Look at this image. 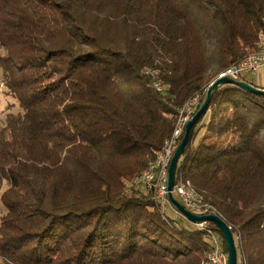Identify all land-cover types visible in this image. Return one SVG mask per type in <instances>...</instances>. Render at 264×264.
Instances as JSON below:
<instances>
[{
    "label": "trees",
    "instance_id": "16d2710c",
    "mask_svg": "<svg viewBox=\"0 0 264 264\" xmlns=\"http://www.w3.org/2000/svg\"><path fill=\"white\" fill-rule=\"evenodd\" d=\"M261 33L264 0H0V68L21 107L0 127L2 262L205 264L219 228L178 223L137 183L179 109ZM181 181L231 226L241 264H264V96L215 90Z\"/></svg>",
    "mask_w": 264,
    "mask_h": 264
},
{
    "label": "built area",
    "instance_id": "2783aa9c",
    "mask_svg": "<svg viewBox=\"0 0 264 264\" xmlns=\"http://www.w3.org/2000/svg\"><path fill=\"white\" fill-rule=\"evenodd\" d=\"M264 72V48L255 49L251 52V56H245L241 60L235 63V68H233L232 73L228 77L241 80L246 77L249 73H260ZM162 87L159 86V90ZM202 96L192 97L188 108H180L178 113L177 122L175 125V130L171 135V144L167 149H163V153H155V158L151 161L147 167V173L144 175L142 182L137 183L142 184L155 193V198L159 200V205L162 210L166 209L167 204H171L168 198V180H169V166L172 157L181 142L182 135L185 132L186 124L192 115L196 112L200 106ZM154 163H162V167H165V177L164 178H153ZM173 195L179 196L181 198L180 202L185 205V207L197 214H207L212 213L208 210L205 203L202 202L200 196L195 192L186 191L185 187H177L175 183L173 189ZM172 205V204H171ZM173 206V205H172ZM174 207V206H173ZM175 208V207H174ZM176 209V208H175ZM178 212V211H177ZM179 213V212H178ZM205 223L195 224L196 226L203 227ZM212 234L213 232L210 231ZM213 235V234H212ZM211 242L213 244V257H215V264H226V256L219 251L217 245V240L214 236H210Z\"/></svg>",
    "mask_w": 264,
    "mask_h": 264
},
{
    "label": "water",
    "instance_id": "95a60500",
    "mask_svg": "<svg viewBox=\"0 0 264 264\" xmlns=\"http://www.w3.org/2000/svg\"><path fill=\"white\" fill-rule=\"evenodd\" d=\"M224 84H233L253 94L264 96V88L254 86L253 84L244 80H235L228 76L218 77L208 86L203 103L200 105L197 112L188 120L184 136L172 157L169 166L168 198L170 203L176 208V210L190 222L194 224L213 222L221 231L225 241V245L228 251V258L226 264H238V249L236 239L234 236V232L228 222L216 213H194L188 210L185 205L178 201L173 195V189L176 181L177 165L189 143L192 128L199 121L201 116L208 110L209 104L213 98L215 90Z\"/></svg>",
    "mask_w": 264,
    "mask_h": 264
},
{
    "label": "rangeland",
    "instance_id": "374dc122",
    "mask_svg": "<svg viewBox=\"0 0 264 264\" xmlns=\"http://www.w3.org/2000/svg\"><path fill=\"white\" fill-rule=\"evenodd\" d=\"M245 78L250 80V81H253L256 84H258L259 87H264V72L249 73ZM198 109H199V107H198ZM197 110H196V112H197ZM19 111H21L20 103H19L18 99L11 93V91L7 87V85L5 84V81L3 79V72L0 68V127L5 124V118H6L7 113H9V112L17 113ZM200 124H198V126ZM175 198L178 201L181 200V198L177 195H175ZM165 210H166V214L169 216L175 217L176 220H178V223L187 224L186 221L184 219H182V217H181L182 215L180 213H178L177 210L171 204H167ZM3 211H4V208H3L2 203L0 201V217L3 213ZM193 227H194V225H193ZM197 227H199V226H197ZM212 234L210 233L209 237L214 236V238L217 240V244H215V245H217L219 251H221L222 254H224L226 256V259H227L228 258V252L226 251V247L223 243L222 237L220 235H218L219 233L215 230L213 231ZM210 239H212V237ZM212 240L214 243V239H212ZM239 256H240V258L238 259V264H241V262H240L241 261V253L239 254ZM0 264H4L1 259H0Z\"/></svg>",
    "mask_w": 264,
    "mask_h": 264
},
{
    "label": "bare ground",
    "instance_id": "6f19581e",
    "mask_svg": "<svg viewBox=\"0 0 264 264\" xmlns=\"http://www.w3.org/2000/svg\"><path fill=\"white\" fill-rule=\"evenodd\" d=\"M260 41H261L260 42L261 46L259 49H263L264 48V34H262V33L260 35ZM247 56H251V53H249ZM233 68H235V64L230 66L224 72H222L218 77L230 75L232 73ZM196 97H198V96H196ZM190 102H191V100L189 102H187L182 108H188ZM174 130H175V128H174ZM170 144H171V137L167 141L164 149H167ZM158 153H163V150L161 152H158ZM146 173H147V169L143 172L142 176H140V179L139 180L137 179L138 182H142V180L144 179V175ZM164 177H165V167H162V163H154L153 178H164ZM177 187H185L186 191L195 192L198 196H200V198L202 199V202L207 205L208 210L213 213L211 205L208 204L207 202H204L202 196L191 186L189 181L188 182L181 181L177 184ZM156 201L159 205V200H157V198H156ZM203 260H205V259H203ZM205 264H215V257H213V252L206 255Z\"/></svg>",
    "mask_w": 264,
    "mask_h": 264
}]
</instances>
